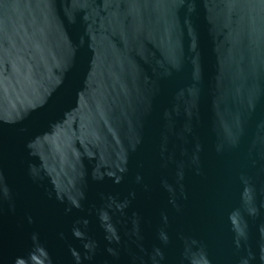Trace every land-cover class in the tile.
Segmentation results:
<instances>
[{"label": "water", "instance_id": "95a60500", "mask_svg": "<svg viewBox=\"0 0 264 264\" xmlns=\"http://www.w3.org/2000/svg\"><path fill=\"white\" fill-rule=\"evenodd\" d=\"M0 264H264V0H0Z\"/></svg>", "mask_w": 264, "mask_h": 264}]
</instances>
